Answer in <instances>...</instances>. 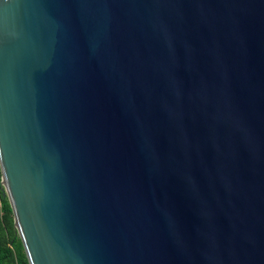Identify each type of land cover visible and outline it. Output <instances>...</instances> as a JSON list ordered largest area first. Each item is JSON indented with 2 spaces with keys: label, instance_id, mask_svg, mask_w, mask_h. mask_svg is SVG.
I'll return each instance as SVG.
<instances>
[{
  "label": "water",
  "instance_id": "water-1",
  "mask_svg": "<svg viewBox=\"0 0 264 264\" xmlns=\"http://www.w3.org/2000/svg\"><path fill=\"white\" fill-rule=\"evenodd\" d=\"M0 171L29 264H264V0H0Z\"/></svg>",
  "mask_w": 264,
  "mask_h": 264
},
{
  "label": "trees",
  "instance_id": "trees-1",
  "mask_svg": "<svg viewBox=\"0 0 264 264\" xmlns=\"http://www.w3.org/2000/svg\"><path fill=\"white\" fill-rule=\"evenodd\" d=\"M0 264H29L15 228L13 212L4 196L0 171Z\"/></svg>",
  "mask_w": 264,
  "mask_h": 264
}]
</instances>
